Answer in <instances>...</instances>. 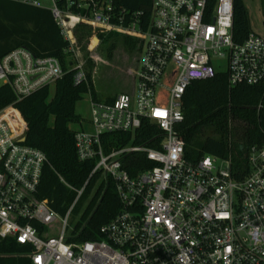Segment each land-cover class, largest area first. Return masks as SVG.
<instances>
[{"label": "built area", "instance_id": "1", "mask_svg": "<svg viewBox=\"0 0 264 264\" xmlns=\"http://www.w3.org/2000/svg\"><path fill=\"white\" fill-rule=\"evenodd\" d=\"M5 1L44 8L42 0ZM48 2L70 53L82 25L137 41L134 91L111 102L87 95L89 127L76 132L75 146L78 159L95 167L65 216L38 198L49 161L26 145L27 124L0 112V240L28 248L32 264H264V143L233 171L230 159L189 158L177 130L193 82L225 74L230 87L264 90V37L251 32L234 41V0H153L149 20L135 14L119 25L112 0ZM73 69L75 85L87 82L83 63ZM63 75L58 59L24 48L0 58V81L18 101ZM145 124L157 129L152 146L105 152L104 135L135 141ZM98 174L114 184L121 210L102 227L103 240L76 242L70 217Z\"/></svg>", "mask_w": 264, "mask_h": 264}, {"label": "trees", "instance_id": "2", "mask_svg": "<svg viewBox=\"0 0 264 264\" xmlns=\"http://www.w3.org/2000/svg\"><path fill=\"white\" fill-rule=\"evenodd\" d=\"M112 3L114 24L119 25L122 18L129 21L135 14H143V19L149 20L153 0H112ZM209 3L213 5L215 0ZM233 5V39L240 44L252 32L251 22L244 0H234ZM111 36L114 34L104 38ZM125 43L131 52H138L136 40L127 38ZM69 47L49 9L0 0V58L24 48L37 58L58 59L64 71L62 79L56 82L53 96L47 86L18 101L9 86L0 87V112L25 122L26 145L39 149L48 158L38 198L48 201L60 216H65L76 200L75 190L84 187L95 167V162H81L77 156V131L70 128L81 122L76 107L89 93L94 100H99L90 72L86 74L87 82L75 85L73 65L65 63ZM112 54L113 50L110 57ZM182 110L184 121L177 130L192 160L204 156L230 159L233 171L243 170L247 150L264 143L261 87H230L227 76L219 74L212 80L193 82L184 94ZM155 134L157 129L145 124L138 140L133 141L131 135L108 134L102 137V143L109 154L127 145H150ZM120 210L112 181L105 180L101 174L93 177L73 210L80 216L75 225L78 234L75 241L103 240L102 227ZM28 251L13 239L0 240V264H32Z\"/></svg>", "mask_w": 264, "mask_h": 264}, {"label": "rangeland", "instance_id": "3", "mask_svg": "<svg viewBox=\"0 0 264 264\" xmlns=\"http://www.w3.org/2000/svg\"><path fill=\"white\" fill-rule=\"evenodd\" d=\"M42 6L51 8L48 0H42ZM248 9L252 32L264 37V0H244ZM107 36L94 26L82 25L75 30L73 43L75 52L69 53L66 58V66L72 63L73 67L83 63L85 73H91L92 84L97 98L105 99L120 94H129L134 91L135 71L138 64V53L131 52L125 43L128 37L121 33H113ZM114 48V49H113ZM113 54L110 57V53ZM55 85L49 86L50 95L55 93ZM3 83L0 81V87ZM88 96H84L78 103L76 113L80 117V124L70 126L73 131L87 129L90 121V109ZM222 168L226 164L221 163ZM75 212L71 214L70 225L79 220Z\"/></svg>", "mask_w": 264, "mask_h": 264}, {"label": "crops", "instance_id": "4", "mask_svg": "<svg viewBox=\"0 0 264 264\" xmlns=\"http://www.w3.org/2000/svg\"><path fill=\"white\" fill-rule=\"evenodd\" d=\"M117 96V95H116ZM115 97V96H114ZM99 100H107V98H105V99H101V98H99Z\"/></svg>", "mask_w": 264, "mask_h": 264}, {"label": "water", "instance_id": "5", "mask_svg": "<svg viewBox=\"0 0 264 264\" xmlns=\"http://www.w3.org/2000/svg\"><path fill=\"white\" fill-rule=\"evenodd\" d=\"M25 141V140H24Z\"/></svg>", "mask_w": 264, "mask_h": 264}]
</instances>
